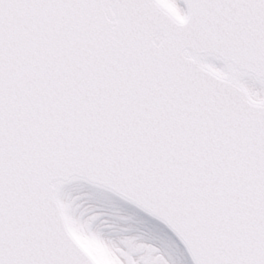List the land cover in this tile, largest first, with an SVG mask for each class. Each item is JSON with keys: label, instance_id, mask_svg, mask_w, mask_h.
<instances>
[{"label": "snow or ice", "instance_id": "obj_1", "mask_svg": "<svg viewBox=\"0 0 264 264\" xmlns=\"http://www.w3.org/2000/svg\"><path fill=\"white\" fill-rule=\"evenodd\" d=\"M0 264H264V0H0Z\"/></svg>", "mask_w": 264, "mask_h": 264}]
</instances>
